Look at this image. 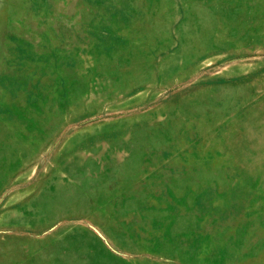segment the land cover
Instances as JSON below:
<instances>
[{
  "label": "rangeland",
  "instance_id": "374dc122",
  "mask_svg": "<svg viewBox=\"0 0 264 264\" xmlns=\"http://www.w3.org/2000/svg\"><path fill=\"white\" fill-rule=\"evenodd\" d=\"M0 264H264V0H0Z\"/></svg>",
  "mask_w": 264,
  "mask_h": 264
}]
</instances>
